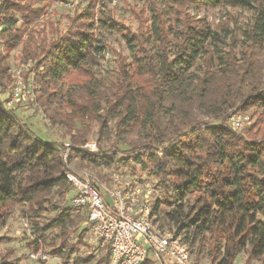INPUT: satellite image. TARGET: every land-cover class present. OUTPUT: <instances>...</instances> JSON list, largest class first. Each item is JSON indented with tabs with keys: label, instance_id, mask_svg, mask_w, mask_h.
Segmentation results:
<instances>
[{
	"label": "trees",
	"instance_id": "trees-1",
	"mask_svg": "<svg viewBox=\"0 0 264 264\" xmlns=\"http://www.w3.org/2000/svg\"><path fill=\"white\" fill-rule=\"evenodd\" d=\"M25 1L0 0L1 46L14 49L25 41L23 53L35 61L29 73L39 100L55 113L64 109L62 123L75 147L69 161L78 155L87 167L117 170L141 163L134 152L119 157L114 143L93 153L81 148L91 122L99 125V143L110 136H142L138 148L156 166L154 175L166 190L175 188V201L166 200L173 206L169 212H159V201L153 205L159 227L183 236L190 247L198 244V254L207 249L211 264H234L243 253L264 263V138L239 132L231 122L233 114L249 108L264 111V0H173L178 7L187 1L191 13L177 9L170 20L158 16V22L150 19L149 28L138 32L111 16L98 22L91 2L73 21L78 30L50 44L39 31L28 32V25L42 15ZM217 7L253 13L244 42L231 29L237 19L228 16L227 22L214 25L198 14ZM97 24L121 33L134 56L131 64L119 63L110 85L107 76L97 78L89 67L105 51L97 46ZM8 73L0 52V85ZM74 73L79 79L67 83ZM65 152L64 144L45 143L14 110L0 106V220L16 206H24L32 221L49 209L56 211L44 226L36 223L37 243L58 229L61 242H50L51 254L69 262L85 231L75 244L68 242L69 235L78 232L77 224L85 218L63 203L72 191ZM91 260L74 262L108 264L109 251Z\"/></svg>",
	"mask_w": 264,
	"mask_h": 264
},
{
	"label": "rangeland",
	"instance_id": "rangeland-1",
	"mask_svg": "<svg viewBox=\"0 0 264 264\" xmlns=\"http://www.w3.org/2000/svg\"><path fill=\"white\" fill-rule=\"evenodd\" d=\"M91 2L95 3V18L98 19V22L101 19L105 20L107 16H111L122 26L131 29L133 32H138L142 29L147 30L151 25L150 19L158 22V16L170 20L172 14L177 9L191 13V5H187V1L182 5L183 7H178V5L173 3V0H26L24 4H29L35 10L40 11L39 13L42 15V17L28 25V32L32 30L39 31L40 35L43 38L45 37L48 44H50L68 31L75 32L78 30L77 24H74L73 21ZM198 14L201 17H207L214 25L227 22L228 16L237 19V25L231 24V29L236 32L238 41L241 43L244 42V30L251 23L253 16V13L250 11L231 7L204 8ZM20 23H23V19L20 20L18 26H20ZM2 30L3 28H0V52L7 58L9 77L0 85V106L14 110L17 117L29 127L31 132L45 143H61L67 148V145L71 143L67 129L62 123L65 119L64 109L57 110V113H55L52 108L48 107L46 101L39 100L40 95L36 89L34 74L30 75L29 73L35 67V61H33L32 57H25L23 53L26 36L22 39L24 43L18 44L14 49H7L1 46V43L4 41L1 36ZM94 34L97 46H104L105 51L101 55V59H97V64L93 65L91 63L89 67H92V71L97 78L103 77V75L107 76L108 80L105 83L106 85H110L109 82L116 77L119 63L125 61L127 64H131L134 61V56L131 54L126 40L121 33L97 24ZM36 38L42 39V37L37 36ZM75 79H79V76L76 77V73L68 78L67 83H73ZM19 82L25 84V91L20 100H14L13 92L16 83ZM67 88L68 86L65 87V89ZM233 116L241 117L245 122L243 128L238 129L239 132H249L248 136L252 134L256 138H264V111L262 109L253 107L233 114ZM79 126L80 124H78ZM98 130V123L91 122V132L88 135L86 144H97L98 151L99 148L107 150L114 143L120 152L119 157H124L128 153L134 152L141 158V163L135 164L131 162L130 166H125L123 169H119V171L115 167L105 168L91 165L87 167L88 164L86 162L81 164L80 156L76 155L72 161H68V167L76 172L91 171L100 175L116 171L130 180H139L142 183L148 184L154 190V204L157 201L161 203L159 212H169L173 206L167 203L166 200L175 201V198H172V196H175V188L173 185H169L170 188L166 190L160 183L159 177L154 175L156 166L149 162L148 153L138 148L144 142L143 137L132 134L127 139L118 140L110 136L109 140L105 137L106 139L103 138L101 143H99ZM260 131L262 132L259 135ZM84 146L81 148L84 149ZM71 147L73 150L75 149V147ZM71 194L73 192L69 191L64 195L63 203L66 208L70 207ZM24 211V206H16L7 215H3V219L0 220V264H7L9 262L17 264H56V257L51 254L52 248L50 242H61V238L58 235L59 230L48 231L45 234L48 237L46 242L37 243L38 235H35L36 223L39 227L44 226L56 215V211L49 209L42 218H38L35 221L27 218ZM82 217L85 218L86 216ZM164 222L167 224V220ZM76 228H78V232L75 234L70 233L69 235L68 242L70 244L78 242L77 236L83 230L85 234L82 242L77 245V253L72 255V260L93 258L91 263H94V261L96 262L106 254L107 250L105 248L91 244V232L86 224V218L79 222ZM37 244L39 248L36 251L35 246ZM188 247L191 252L192 264H211L207 249L198 254V244L194 247L188 245ZM39 251L50 255L51 259L44 262L40 258H34V255ZM234 264L264 263L260 260L252 259L248 254L243 253L237 257Z\"/></svg>",
	"mask_w": 264,
	"mask_h": 264
},
{
	"label": "built area",
	"instance_id": "built-area-1",
	"mask_svg": "<svg viewBox=\"0 0 264 264\" xmlns=\"http://www.w3.org/2000/svg\"><path fill=\"white\" fill-rule=\"evenodd\" d=\"M25 91L23 82L16 83L13 99L20 100ZM233 128L240 130L245 122L241 117L231 118ZM97 151V144L84 146ZM71 145L64 154L66 178L72 192L70 207L82 216L91 232V244L109 251L108 264H192L191 252L182 236L162 230L152 216L153 188L139 180L133 181L120 172L96 174L76 172L68 167ZM34 258L49 261L50 255L39 251ZM56 264H84L62 261Z\"/></svg>",
	"mask_w": 264,
	"mask_h": 264
}]
</instances>
